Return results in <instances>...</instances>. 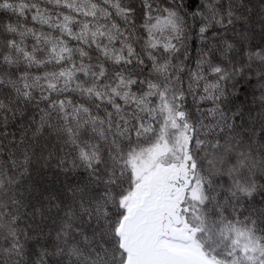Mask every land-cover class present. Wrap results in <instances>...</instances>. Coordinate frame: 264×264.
Listing matches in <instances>:
<instances>
[{
    "label": "snow or ice",
    "instance_id": "snow-or-ice-1",
    "mask_svg": "<svg viewBox=\"0 0 264 264\" xmlns=\"http://www.w3.org/2000/svg\"><path fill=\"white\" fill-rule=\"evenodd\" d=\"M0 264H264V0H0Z\"/></svg>",
    "mask_w": 264,
    "mask_h": 264
}]
</instances>
